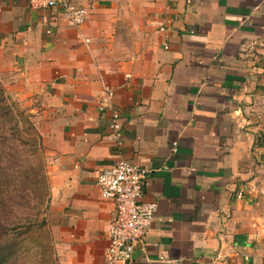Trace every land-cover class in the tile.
Listing matches in <instances>:
<instances>
[{
	"label": "crops",
	"instance_id": "0c3cea01",
	"mask_svg": "<svg viewBox=\"0 0 264 264\" xmlns=\"http://www.w3.org/2000/svg\"><path fill=\"white\" fill-rule=\"evenodd\" d=\"M71 2L81 25L0 0V76L32 105L60 263L108 264L97 177L126 158L158 205L131 264H264V0Z\"/></svg>",
	"mask_w": 264,
	"mask_h": 264
},
{
	"label": "rangeland",
	"instance_id": "374dc122",
	"mask_svg": "<svg viewBox=\"0 0 264 264\" xmlns=\"http://www.w3.org/2000/svg\"><path fill=\"white\" fill-rule=\"evenodd\" d=\"M31 106L29 99L17 95L13 78L0 76V107L7 111L0 117V217L10 222L6 234L13 237L10 257L1 261L0 253V264H61L49 228L50 204L42 206L39 198L32 200V170L45 162L48 172V156L44 145L40 146ZM25 171L30 174L26 182ZM23 191L30 201L22 200ZM43 217L44 225H38Z\"/></svg>",
	"mask_w": 264,
	"mask_h": 264
},
{
	"label": "built area",
	"instance_id": "2783aa9c",
	"mask_svg": "<svg viewBox=\"0 0 264 264\" xmlns=\"http://www.w3.org/2000/svg\"><path fill=\"white\" fill-rule=\"evenodd\" d=\"M29 3L32 8L60 7L63 19L75 26L83 24L89 16L86 7L71 0H29ZM153 23L164 29L161 21ZM111 127L119 140L121 122L118 113H114ZM150 173L148 167L126 158H119L98 172L97 182L103 198L115 204V214L108 227L109 244L104 253L108 264H131L137 248L146 239L158 208L156 202L143 200Z\"/></svg>",
	"mask_w": 264,
	"mask_h": 264
},
{
	"label": "trees",
	"instance_id": "16d2710c",
	"mask_svg": "<svg viewBox=\"0 0 264 264\" xmlns=\"http://www.w3.org/2000/svg\"><path fill=\"white\" fill-rule=\"evenodd\" d=\"M4 114H7V111L4 108L0 107V117H2ZM34 128H35L38 138L41 141L40 146L42 147L43 142H42L41 135L36 129V126H34ZM10 168L11 166H9V170H11ZM32 173H33V185H34V190H35V196L32 198V200L39 198L42 206H44V204L46 205L50 204L51 188H50V181H49L46 163L39 162L38 167H34L32 170ZM29 178H30L29 171H25L23 175L24 181L25 182L29 181ZM23 194H22V197H23L22 200L26 201L27 199L28 201H30L28 198V195L25 192ZM44 223H45V219L43 217L41 218V221L38 225H44ZM9 224L10 222L7 219H3L0 217V231H1L0 233V253L3 256L1 261L8 260V259H4L6 258V256L10 257L9 253H10V248L12 247L11 241H13V237L6 234V231L9 229V227H11ZM32 224H33V221L30 220L28 222V226L32 228Z\"/></svg>",
	"mask_w": 264,
	"mask_h": 264
}]
</instances>
